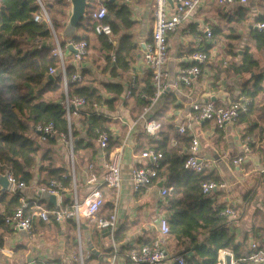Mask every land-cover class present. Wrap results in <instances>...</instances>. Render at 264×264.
<instances>
[{
	"label": "crops",
	"instance_id": "obj_1",
	"mask_svg": "<svg viewBox=\"0 0 264 264\" xmlns=\"http://www.w3.org/2000/svg\"><path fill=\"white\" fill-rule=\"evenodd\" d=\"M111 1L117 8L126 5L130 12L129 17L133 21V25L129 29L122 31L130 34L131 41L134 43L133 50L125 58L127 68H111L120 44L121 33L108 35L113 48L107 52L95 34L89 32L87 40L90 41L91 49L87 56H84L85 58H82L78 63L81 72V79L78 82L97 87L104 98L114 96L113 93L105 91L104 83H119L123 88L122 94L117 96L113 109H109L105 103H100L102 114L111 118L109 131L114 136L111 140L115 142V147L121 145L124 139H127L129 146L123 147V155L126 154V157L124 161L122 160L121 187L118 190L107 186L100 188L102 200L97 216L108 217L112 210L116 209L115 230L119 229V232L124 235L117 245L122 257L125 258L127 248L149 242L157 235L151 220L157 213L163 214L159 211V207L166 200L158 198V182L139 193L132 192L130 174L134 160L131 158V152L139 153L144 149L153 148V146H149L150 137L142 133L140 125L133 130H128L126 124L115 118L119 116L130 120L138 113L134 96L130 94L128 96L130 99L127 100L125 90L131 79H135V89L137 87L139 89L149 75V70L142 60V52L144 43L149 41L151 36L154 0ZM97 3L100 1L89 0L87 2L86 16L95 10ZM175 4V0H168V14L173 12ZM70 6L69 2L67 17L70 13ZM257 21H264V0H247L243 4L234 2L229 5H221L217 0H205L184 18L173 32L168 34L165 68L168 73L166 81L169 87L147 113L148 116L157 121L160 119L162 122L160 134L155 137L156 139L165 135L169 137L168 147L170 149L174 148V145H178L176 137L180 133L177 128L181 123L188 121L187 114L191 102L212 100L216 104H223L235 99L240 93H243L244 89L253 87L252 85L259 75L262 76V80L258 81L264 88V39L254 27V23ZM204 22L212 27V41L196 45L195 36L201 34ZM81 33L82 31L76 29V35H81ZM58 35L60 38L59 40L57 36L58 40L66 43L68 36L64 32V26ZM229 46L236 55L233 56L228 52ZM200 47L209 48L206 52L210 55L208 60L200 65V74L193 78L189 86L176 83L175 78L179 70L191 64L189 55ZM63 48L62 50L61 47V50L66 65L74 66L72 50L68 47ZM245 49L252 53L257 61L254 70L243 74L225 73L224 68L228 63L239 62L242 59ZM251 99L252 105L248 114L242 115L235 123H229L223 129H214L209 121H203L200 125L201 134L199 136V153L211 161L204 174L211 173L212 176L218 177V180H224L228 184L226 190H217L208 196L216 205L222 204L225 207L226 204H229L236 210L237 218L235 220L227 216L226 218L229 231L234 235L235 242L241 244V254L249 253L248 248L251 241L259 242L264 246V137L260 135L262 132L259 129L264 127V91H259ZM83 110L86 114L83 113L73 119V125L79 130L75 141L82 139L72 156L74 179H71L70 188L66 187L67 189L62 190L64 193L60 192L57 196V205L59 206H63L70 200L73 190H75L77 198L82 200L94 186V183L89 182V179L93 177L95 180H99L103 175L102 149L96 138H89L86 135L85 129L80 123L81 118L89 117L90 114L87 115V113L92 109L90 106H86ZM254 122L258 124L257 129H254L256 136L251 134L258 139V142L252 145L250 156L238 165L229 163L226 161V157H232L240 151L239 138L250 134L249 129ZM28 135L36 139V135L31 132V129L28 131ZM174 141L176 143L173 145ZM189 144L181 147L182 152L186 153ZM47 146L49 145L45 147ZM49 147L52 149L55 166L61 165L68 169L69 159L71 161L68 149L60 145L58 139ZM89 164H92L91 169H88ZM164 168L165 166L162 171ZM32 170L33 177L26 183L27 186L22 190V193L28 197H38L37 187L45 184L38 183L41 180L38 166L36 165ZM226 176L229 179H225ZM159 178L163 179V184H165L166 177ZM41 203L46 207H48L47 205L54 207L45 201ZM161 209L163 210L162 206ZM32 225L34 234L31 238L27 237L25 233L14 232L4 225L0 239L4 245L14 249L12 262L72 264L74 253L78 252L79 246H81L84 264H103L110 251V236L103 234L102 229H97L94 222L88 218L80 220L79 228L72 220L55 223L43 221L38 216L33 217ZM173 241L170 237L167 238V257L162 264H175L176 262V256L181 250V243L176 246L177 243ZM183 243L185 246L187 245V241ZM225 253H230L231 260L234 262L232 250L219 251L220 256L224 257ZM219 255L216 264H220ZM124 263H127L126 258Z\"/></svg>",
	"mask_w": 264,
	"mask_h": 264
},
{
	"label": "trees",
	"instance_id": "obj_2",
	"mask_svg": "<svg viewBox=\"0 0 264 264\" xmlns=\"http://www.w3.org/2000/svg\"><path fill=\"white\" fill-rule=\"evenodd\" d=\"M42 2L48 12L51 25L58 35L67 18L69 1L42 0ZM103 4L107 7V14L100 23L108 25L113 35L121 33L120 44L111 68L125 69L127 68L125 58L134 48L131 35L122 32L133 25L129 17V9L126 5L117 8L111 0L104 1ZM38 10L37 0H0V172L3 173L4 168L9 166L19 180L28 183L33 177L32 169L37 165L41 174V180L38 181L40 185H47L52 178H60L64 186L69 187L71 177L67 175L62 178V174H67L69 170L61 165L55 166L52 149L49 147L57 141V136L49 137L44 142L49 146L43 147L41 143L28 135V131L35 124L50 121L54 123L57 131H68L65 112L58 102L64 95L62 77L59 73H56L53 79L47 77L48 69L58 66L59 57L52 53L53 36L48 24L33 20V15ZM77 30L82 31L81 35H67L68 39L87 40V34L93 32L107 52L112 50L113 45L108 35L95 32L91 12L80 21ZM259 32L264 39V32ZM59 42L61 47H64L65 42ZM230 48L231 46L228 52L233 56L236 55ZM208 49L200 47L197 50L208 51ZM256 66L257 61L252 53L245 49L242 59L239 62L228 63L224 71L228 74L250 73ZM74 71V66H66L69 95L84 96L90 105L93 102H102L109 109L114 108L117 96L123 92L121 84L104 83L105 91L114 94L113 97L104 98L97 87L70 81ZM261 77V75L258 76L253 87L244 89L242 92L253 98L259 91H264L258 81L262 80ZM153 91L149 73L143 81V86L131 92L138 106V113L132 119L148 104V99L142 94L149 96ZM248 112L242 113L240 117ZM110 122L111 118L97 113L80 119L86 135L93 139L96 138V129L109 131ZM257 126V122L251 124L250 134L253 133L256 136L254 129H257ZM259 129L262 132L259 134L264 137V127ZM70 130L74 143L73 153H75L82 139L75 141L79 130L73 125V119L70 121ZM142 133L145 134L143 129ZM168 140L169 137L165 135L160 136L159 139L150 137L149 146L152 145L154 149L162 151L163 157L158 176H165V185L172 188L165 198L163 207L170 229L169 237L177 243L187 241V245L178 255H184V264H216L219 251L231 249L235 264H247L245 258L248 252L241 254V244L235 242L234 235L229 231L226 216L220 214L224 205H216L210 196L200 191L201 180H218V177L212 176L211 173L204 174L205 170L194 172L183 167L186 154L182 152L181 147L188 146L190 142L186 134L177 135L178 145H174L172 149L168 147ZM115 146V142L110 140L105 152L108 153ZM40 202L43 201L40 200ZM68 202H65L63 206ZM17 203L18 195L0 192V238L1 231L5 227L4 216L11 212ZM47 206L51 208V205ZM119 231L117 229L113 233V240L116 242L124 236ZM48 263L50 262L36 264ZM175 264L178 263L175 262Z\"/></svg>",
	"mask_w": 264,
	"mask_h": 264
},
{
	"label": "built area",
	"instance_id": "obj_3",
	"mask_svg": "<svg viewBox=\"0 0 264 264\" xmlns=\"http://www.w3.org/2000/svg\"><path fill=\"white\" fill-rule=\"evenodd\" d=\"M99 1L100 3L96 4L95 10L91 13L94 21V30L97 34L109 35L111 34L110 27L100 23L107 14V8L103 4V2L107 0ZM204 1L205 0H175L176 4L174 5V10L171 14H168V0H154L151 36L150 40L144 43L142 52V60L151 75L154 91L151 95L146 96L148 104L142 108L140 114L135 118L126 120V118L119 116L115 117L126 124L128 130H133L140 125L145 131V134L149 137L158 136L161 130V123L153 117L148 116L147 113L151 106L159 100L169 87V84L166 81L168 73L165 68L168 50V34L173 32L180 25L182 20ZM217 2L221 5H229L234 2L243 4L246 3L247 0H217ZM37 3L39 5V10L34 13L33 20L35 22L44 21L48 24L53 36L52 53L59 57L58 66L50 67L48 69V74L55 75L56 73H59L62 77L64 95L58 100V102L65 112V117L68 122V131H57L54 123L50 121L35 124L31 128V132L36 135L35 138L39 143L46 142L49 137L54 135L57 136L60 145L66 147L70 152L72 162L71 171L69 170L67 174H62V178L69 175L71 176V179H74V167L72 161L74 143L70 130V121L85 113L83 109L86 106H90L92 109L87 115L92 113L102 114V106L98 102H93L91 105L88 104L84 96L68 94V78L66 75L67 65L62 54L60 42L51 25L44 3L42 0H37ZM254 27L258 31L264 32V21L255 22ZM212 36L211 25L204 22L201 34L195 36V43L196 45H201L205 42L208 43L209 41H212ZM69 44L73 47L72 62L75 67L74 73L70 76V81H80L81 72L78 63L87 55L89 45L85 39H68L64 44V47H68ZM209 56V53L206 51L196 50L192 52L189 55L191 65L179 70L175 78L176 83H181L186 86L191 85L193 78L200 74V65L204 64ZM135 88V79H131L125 90V97L129 96ZM251 102V97L244 93H240L235 99L229 100L223 104H216L212 100L191 102L187 114L188 121L181 123L177 128L180 134H186V136L190 138V144L185 153L186 158L183 167L194 172H202L211 163L208 157L199 153V136L201 134L200 125L203 121H209L214 129H223L227 124L235 123L242 113L248 112ZM95 133L96 141L102 149L104 171L101 179L95 180L93 177L89 179V182H93L94 186L82 200L77 198L75 190H73L72 197L66 205H58L57 207L51 208L46 207L40 202V198H38L39 196L28 197L24 195L22 190L27 186L25 181L19 180L14 175L11 167L8 166L4 168L3 173H6L7 179L10 183L8 192L12 195H18L17 205L11 212L4 216L5 226L14 232L25 233L27 237L31 238L34 234L32 225L34 216H38L43 221H53L55 223H63L72 220L76 223L77 228H79L80 220L82 218H88L94 222V226L97 229H110L111 247L103 264H162L167 257L166 241L170 233L168 221L164 214L157 213L151 220L152 225L157 231V235L154 238L149 242L140 243L137 246L127 248L125 252L127 263H124L125 258L122 257L117 242L113 240V233L117 224L116 209L114 208L108 217L97 216L102 200L100 188L102 186H107L118 190L121 187L123 180L121 172L123 147L129 145L127 144V139H124L121 145L112 148V150L106 153L105 150L114 136L110 131L101 129H96ZM257 142L258 139H256L255 136L251 134L243 135L238 141L240 151L232 157H226V161L233 165H238L244 162L251 154L252 145ZM175 143L176 141L173 142V145ZM162 157V151L154 148H147L139 153L135 151L131 152V158L134 160V165L130 174L131 189L133 193H139L161 180L162 185L158 186V198L160 200H165L172 188L163 184V179H160L158 176ZM91 167L92 164H89L88 169H91ZM199 185L200 191L204 195H210L217 190L223 191L228 188L226 181L216 179L201 180ZM63 189H67L66 186H64L63 181L60 178H52L47 185L37 187L36 193L39 194L40 192L45 191L58 196ZM220 214L227 216L232 220L237 218L236 210L229 204L225 205L220 211ZM248 249L249 253L245 258L248 263L264 264V246L260 245L259 242L251 241ZM13 256L14 249L4 245L0 239V264H28L24 262H12L11 258ZM220 257V264H226L224 257L219 255V259ZM175 260L178 264L185 263L184 255L176 256ZM48 264L59 263L53 262ZM72 264H84L81 246H79V251L74 253ZM230 264L235 263L231 261Z\"/></svg>",
	"mask_w": 264,
	"mask_h": 264
},
{
	"label": "water",
	"instance_id": "obj_4",
	"mask_svg": "<svg viewBox=\"0 0 264 264\" xmlns=\"http://www.w3.org/2000/svg\"><path fill=\"white\" fill-rule=\"evenodd\" d=\"M70 2V13L68 15V18L66 22L64 23V32L68 36H73L76 33V29L80 23L81 20L85 19L86 17V5L89 0H68ZM144 47V45H143ZM68 48L73 51V47L71 44L68 45ZM48 79H53L54 75L48 74ZM162 185V181L160 180L158 182V186ZM10 186V183L7 179L6 173L0 172V192L5 193L8 191V188ZM61 193H64V191H61ZM39 198L43 201H45L48 204H52L54 207H57V196L53 193H48L45 191H42L38 194ZM102 233L110 236V229L109 228H103ZM224 261L226 264L231 263V254L225 253L224 254Z\"/></svg>",
	"mask_w": 264,
	"mask_h": 264
},
{
	"label": "rangeland",
	"instance_id": "obj_5",
	"mask_svg": "<svg viewBox=\"0 0 264 264\" xmlns=\"http://www.w3.org/2000/svg\"><path fill=\"white\" fill-rule=\"evenodd\" d=\"M67 18H68V17H67ZM66 20H67V19H66ZM57 36H58V38H59V35H57ZM59 40H60V38H59ZM87 41H88V45H89V46H88V53H89V51H90V49H91V46H90V41H89V40H87ZM51 43H53V41H52ZM63 49H64V48L62 47V50H63ZM88 53H87V54H88ZM86 56H87V55H86ZM86 56H85V57H86ZM85 57H83V59H84ZM103 61H105V60L103 59ZM126 99L129 100L130 97L126 96ZM158 120L161 122L160 119H158ZM161 124H162V122H161ZM144 136H145V135H144ZM145 137H146V136H145ZM41 144L44 145V146H46V143H41ZM44 146H43V147H44ZM125 157H126V154H124L123 157H122V160H123V161H124ZM68 165H69L68 170L71 171V169H72V162L70 161V159H69V161H68ZM225 179H229V177L226 176ZM164 205H165V203H162V204H161L162 207H164ZM161 206L159 207V211H160V212H163V210L161 209ZM163 214H164V212H163ZM171 240L173 241V239H171ZM173 242H174V241H173ZM176 243H177V242H176ZM179 244H180V243H177L176 246L179 245ZM181 244H182V245H181ZM181 244H180L181 248H180V247H179V248L182 250V249L185 247V245H184L183 242H181ZM181 250H180V251H181ZM180 251H179V252H180ZM220 258H221V257H220ZM220 263H221V262H220Z\"/></svg>",
	"mask_w": 264,
	"mask_h": 264
}]
</instances>
